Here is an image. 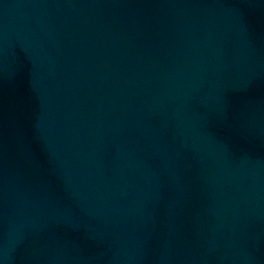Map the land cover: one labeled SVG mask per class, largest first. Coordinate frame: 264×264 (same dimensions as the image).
Segmentation results:
<instances>
[{"label":"water","instance_id":"obj_1","mask_svg":"<svg viewBox=\"0 0 264 264\" xmlns=\"http://www.w3.org/2000/svg\"><path fill=\"white\" fill-rule=\"evenodd\" d=\"M0 264H264V0H0Z\"/></svg>","mask_w":264,"mask_h":264}]
</instances>
